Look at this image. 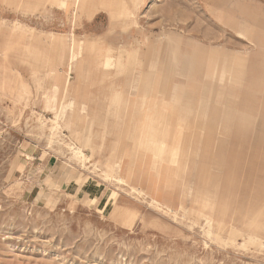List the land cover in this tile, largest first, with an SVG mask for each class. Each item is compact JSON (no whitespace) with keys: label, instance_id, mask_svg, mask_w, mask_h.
<instances>
[{"label":"rangeland","instance_id":"rangeland-1","mask_svg":"<svg viewBox=\"0 0 264 264\" xmlns=\"http://www.w3.org/2000/svg\"><path fill=\"white\" fill-rule=\"evenodd\" d=\"M0 264H264V0H0Z\"/></svg>","mask_w":264,"mask_h":264},{"label":"crops","instance_id":"crops-1","mask_svg":"<svg viewBox=\"0 0 264 264\" xmlns=\"http://www.w3.org/2000/svg\"><path fill=\"white\" fill-rule=\"evenodd\" d=\"M205 57H208V56H205ZM212 57H213V59L215 60V58L217 57V55H215V54H212ZM198 63L199 64H205V67H206V65L208 66V59L206 58V60H198Z\"/></svg>","mask_w":264,"mask_h":264},{"label":"bare ground","instance_id":"bare-ground-1","mask_svg":"<svg viewBox=\"0 0 264 264\" xmlns=\"http://www.w3.org/2000/svg\"><path fill=\"white\" fill-rule=\"evenodd\" d=\"M63 1H66V0H63ZM80 1H81V0H79V1L77 0L78 5H79ZM84 4H85V3H84ZM86 7H87V6H86ZM90 7H91V6H90ZM90 10H91V9H90ZM240 61H241V60H240ZM84 155H85V154L82 152V156H84ZM241 201H242V200H241ZM196 210H197V209H196ZM192 211H193V210H192ZM211 216H212V215H211ZM204 217H205V216H204ZM213 217H214V216H213Z\"/></svg>","mask_w":264,"mask_h":264}]
</instances>
